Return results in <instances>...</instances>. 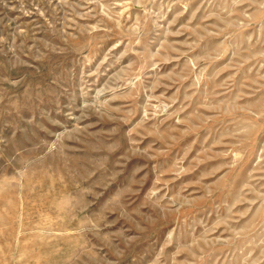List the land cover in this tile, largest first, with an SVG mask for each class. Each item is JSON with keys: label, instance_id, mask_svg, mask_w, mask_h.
<instances>
[{"label": "rangeland", "instance_id": "1", "mask_svg": "<svg viewBox=\"0 0 264 264\" xmlns=\"http://www.w3.org/2000/svg\"><path fill=\"white\" fill-rule=\"evenodd\" d=\"M0 264H264V0H0Z\"/></svg>", "mask_w": 264, "mask_h": 264}]
</instances>
